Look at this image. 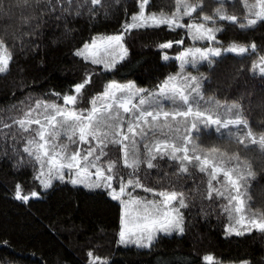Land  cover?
<instances>
[{"label": "snow or ice", "instance_id": "obj_1", "mask_svg": "<svg viewBox=\"0 0 264 264\" xmlns=\"http://www.w3.org/2000/svg\"><path fill=\"white\" fill-rule=\"evenodd\" d=\"M213 3L217 6L206 10V0H176L175 10L169 13L149 12L146 9L151 6L150 0H138V11L132 12L130 19L126 10L121 31L98 34L74 47V56L86 62L78 82L62 91L50 90L54 99L41 94L35 104L21 102L10 124L0 118V127L15 128L11 147L18 159H14L13 167L31 165L33 181H39L40 188L51 189L56 181L70 182L73 186L102 188L119 202L118 244L151 249L160 233L184 234L185 213L195 206L190 195L200 199V211L205 215L217 199L227 201L220 205L229 221L225 236H244L254 230L264 233V211L249 214L246 207L252 199V186L264 182V171H258L251 158L243 155L258 145L264 157V131L253 130L243 95L231 102L215 94L205 95L215 65L228 54L243 58L260 47L254 40L249 45L235 39L225 46L218 34L223 35L232 25L240 30L264 25V0H242V18L229 11V3L235 8L236 0ZM100 8L105 16L109 14L102 0H0V18L5 21L0 27V74L10 70L17 47L38 51L40 38L48 30L63 26L65 33L71 32L72 19L85 12L89 19H98ZM161 26L184 30L179 39H165L156 45L163 60L170 59L169 49L180 46L175 57L180 70L158 79L149 88L134 80L122 82L115 78L124 66L121 62H127L128 33L134 29L162 30ZM189 38L193 44L185 47ZM197 42L207 46H196ZM204 62L209 65L208 73L200 72ZM189 66L193 72L187 70ZM257 69L264 90V54L252 62L253 78ZM242 74L243 65L237 75ZM109 75L112 78L107 79ZM98 76L106 78L103 89L89 97ZM260 116L258 127L264 129V103ZM212 138L228 143L206 146L205 141ZM18 141H24L22 152ZM164 162L169 171H157L158 181L151 184L148 177L152 170L161 169ZM198 174L208 177L206 194L200 185L191 193L185 191L183 181L191 178L195 182ZM135 189H143L152 197L140 196ZM14 196L28 203L40 192L35 188L25 192L24 185L17 182ZM7 244L4 241V246ZM88 258V264H106V258L91 249ZM172 259H177V264H191L192 258L161 255L156 264H171ZM203 261L213 264L214 257L205 254Z\"/></svg>", "mask_w": 264, "mask_h": 264}, {"label": "trees", "instance_id": "obj_2", "mask_svg": "<svg viewBox=\"0 0 264 264\" xmlns=\"http://www.w3.org/2000/svg\"><path fill=\"white\" fill-rule=\"evenodd\" d=\"M102 3L109 8L107 16L103 8H100L99 18L95 20L89 19L85 12V15L72 19L69 24L71 32L65 33L63 26L58 30H48L40 38L38 51L31 47L26 50L16 48L10 70L0 74V118L6 124H10V118L20 110L21 102L25 105L35 104L41 94H44V98L54 99L49 95L50 90L62 91L70 83L78 82L86 62L74 56V47L98 34L121 31L126 10L128 19L132 12L138 11V0H119L118 4L116 0H102ZM206 3V10L217 6L213 0H206ZM175 4L176 0H150L151 6L146 10L170 13L175 10ZM228 8L241 18L245 11L242 0H236L235 8L229 3ZM187 19L184 17L185 22ZM4 23V19L0 18V27ZM161 28L134 29L128 33L125 37L129 49L127 62H121L124 66L115 78L122 82L134 80L139 86L149 88L158 79L180 70L179 61L175 58L180 46L174 45L173 49H169L170 59L163 60L156 45L165 39H179L184 35V30L172 31L166 26ZM218 39L225 46L234 39L249 45L254 40L260 47L243 58L228 54L226 59L215 65L216 72L214 75L209 73L212 79L205 86V95L215 94L220 100L227 99L229 102L243 95L253 130L257 133L264 131L258 127L261 105L264 103L258 69L255 78L252 76L253 60L264 54V25L256 26L253 30H240L238 25H232L223 35L218 34ZM192 44L189 38L184 46ZM196 46L207 45L197 42ZM241 65L243 74L237 75ZM187 70L193 72L190 66ZM200 72H209L207 62L203 63ZM106 78H96L89 89V97L102 91ZM59 102L62 103V99ZM13 132L15 128L9 130L0 127V264H88L90 249L106 258V264H156L157 257L161 255L173 258L186 256L192 258L191 264H206L203 256L208 253L218 263L247 260L249 264H264V233L254 230L244 236H225V225L229 221L220 205L227 201L217 199L205 215L200 211V199L191 195L189 199H195V206L185 213L187 231L184 234L160 235L151 249L119 246L120 204L104 191L85 189L68 182L56 181L55 186L48 190L40 188L39 181H33L31 165L20 169L13 167L14 159H18L12 153ZM23 142L18 141L21 152ZM212 143L228 142L215 138L205 141L206 146ZM243 155L251 158L258 171H264V157L260 155L258 145ZM157 171H169L167 162L163 163L161 169L152 170L148 180L153 185L158 181ZM207 180L206 174H198L195 182L189 178L183 181L187 185L185 191L191 193L200 185L206 194ZM17 182L24 185L25 192L35 188L40 196L30 198L28 203L17 200L14 196ZM249 195L252 199L246 206L247 212L259 215L264 211V182L257 181ZM207 204L205 200L204 206ZM4 241H8L7 246H4ZM171 264H177V259H172Z\"/></svg>", "mask_w": 264, "mask_h": 264}, {"label": "rangeland", "instance_id": "obj_3", "mask_svg": "<svg viewBox=\"0 0 264 264\" xmlns=\"http://www.w3.org/2000/svg\"><path fill=\"white\" fill-rule=\"evenodd\" d=\"M69 184H71L70 182H68ZM72 185V184H71ZM77 186H79V187H82V188H85V189H89V188H86V187H84L83 185H77ZM89 190H94V191H104L102 188H97V189H89ZM132 189H130V191H131ZM105 192V191H104ZM135 192L138 194V195H140V196H147L149 199L152 197V194L151 193H146L143 189H135ZM106 193V192H105ZM110 198V197H109ZM116 202H118V201H116ZM119 203V202H118ZM119 233V232H118ZM172 234H174V233H172ZM172 234H168V235H165V234H163V233H160L159 234V236L160 235H165V236H169V235H172ZM177 234H179L178 232H177ZM118 239H119V236H118ZM119 246H122V247H128V246H130V247H136V248H139L138 246H136L135 244H127V245H124V244H118ZM213 264H224V263H218L216 260H214L213 261ZM228 264H239V263H228Z\"/></svg>", "mask_w": 264, "mask_h": 264}]
</instances>
